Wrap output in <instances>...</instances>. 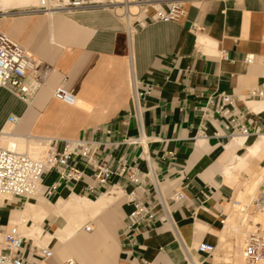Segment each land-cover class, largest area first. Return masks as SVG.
Wrapping results in <instances>:
<instances>
[{
    "label": "crops",
    "instance_id": "crops-1",
    "mask_svg": "<svg viewBox=\"0 0 264 264\" xmlns=\"http://www.w3.org/2000/svg\"><path fill=\"white\" fill-rule=\"evenodd\" d=\"M33 6L0 9V32L41 65L31 81L37 90L30 104L0 91V130L16 115L21 117L13 129L16 137L142 139L144 144L103 148L107 164L114 167L125 156L147 173L146 162L139 160L144 146L164 197L169 200L180 189L187 193V200L173 210L175 233L161 222L153 183L147 179L141 196L157 211L156 222L127 247L123 235L133 207L124 195L134 185L112 176L99 193H91L86 188L98 184L88 171L83 182L63 186L55 203L44 197L30 201L36 211L46 212L47 228L72 196L90 201L108 193L115 196L89 222L91 232L84 225L74 236L48 243L55 253L41 264L71 259L76 264H212L214 256L198 249L204 243L218 247L227 229L238 170L264 163V135H257L264 106L238 101L232 107L252 133L247 140L232 141L225 120L204 118L203 108L211 95H246L264 83V0H185L180 21L145 27L136 25L138 16L129 22L108 10L45 16L31 13ZM222 53L229 60L222 59ZM248 55H255L256 61L247 64ZM134 77L139 93L152 88L140 102V119L132 95ZM60 87L75 97L73 105L55 98ZM200 128L208 135L206 141L196 139ZM55 178L52 173L46 182ZM0 201V210L6 211L2 223L17 226L23 210L14 204L4 207V199Z\"/></svg>",
    "mask_w": 264,
    "mask_h": 264
},
{
    "label": "built area",
    "instance_id": "built-area-1",
    "mask_svg": "<svg viewBox=\"0 0 264 264\" xmlns=\"http://www.w3.org/2000/svg\"><path fill=\"white\" fill-rule=\"evenodd\" d=\"M185 0H37L30 12L52 16L56 14L98 11L104 9L114 10L117 6L124 11H129V6L135 4L139 8L136 24L145 27L154 23L178 22L183 16V3ZM197 30V29H196ZM221 58L229 60L226 53ZM256 61L255 55H248L245 62L252 64ZM40 63L29 54L21 45L14 42L6 34L0 32V88L9 91L19 100L30 104L37 87L33 86L32 80L36 79L40 71ZM132 95L136 116L140 119L139 105L142 98L148 96L151 87L142 93L137 90V80L132 79ZM55 98L64 103L73 105L75 97L63 87L54 93ZM238 101H251L264 106V83L250 89L246 95L237 97L226 93H218L208 97L206 106L203 108L204 118H222L225 120L224 129L226 136L232 141L236 137L249 139L252 135L248 126L236 115L232 107ZM21 123L20 116L9 117L7 124L13 129ZM262 131L257 135L264 134V110L261 120ZM107 134H111L107 131ZM7 136L5 129L0 130V198H4V207L23 206L30 201H36L44 197L53 201L59 190L65 186L81 183L91 171V177L96 180L98 186L86 188L91 193H99L102 187L108 185L112 176L127 178L134 189L125 193L127 203L133 207L132 212L126 218V229L123 235L127 247L136 244L135 238L143 234V229L152 230L156 222L157 211L154 207L146 204L141 196V190L147 179L152 181L156 196L157 207L161 214V222L176 233L173 220V210L187 200L185 189L176 190L170 199H166L154 178L153 168L143 146L139 160L146 162L148 172L144 173L136 166L129 163L125 156L116 160L114 167H110L103 155V148L114 149L119 146H132L144 144L142 139H127L121 142H102L87 139H49L47 144L39 143L44 151L33 157L28 152H22L13 147L4 145L3 139ZM31 142L39 140L30 136L23 137ZM197 140L206 141L208 135L204 129H199ZM55 174L54 181L47 183L50 174ZM264 182V181H263ZM264 192L257 200H251L260 210L263 209ZM234 207L245 213L249 207H241L239 201H235ZM245 209V210H244ZM244 210V211H242ZM225 227V224H224ZM85 231L91 232V223L84 226ZM198 251L211 258L215 255L217 247L211 244H201ZM55 249L49 245H43L42 240L35 243L29 239L19 226L10 223L3 224L0 217V264H41L51 258ZM242 257L245 264H264V228H257L246 233L243 239ZM63 264H76L74 260H68Z\"/></svg>",
    "mask_w": 264,
    "mask_h": 264
},
{
    "label": "bare ground",
    "instance_id": "bare-ground-1",
    "mask_svg": "<svg viewBox=\"0 0 264 264\" xmlns=\"http://www.w3.org/2000/svg\"><path fill=\"white\" fill-rule=\"evenodd\" d=\"M116 1L121 2L122 0H116ZM36 3L37 0H0V9L5 10L6 8L9 7L11 8L15 6L26 7L29 5H35ZM129 7H130L129 11L127 10L124 11L122 8H119L118 6L114 10L112 9H104V10H108L112 12L117 18L121 20H127L130 22V20L132 21L134 18L138 16L139 8L135 4H132ZM6 134L7 136L3 139L4 140L3 143L6 147L11 149H13V147H16V149H18L19 151L28 152L33 157H36L37 156L36 154H39L41 150V146H39V144L36 143L37 140L28 142V140H24L23 137H16L14 133L11 132V130L6 132ZM43 140L47 141L48 139H43ZM68 140H72V139H68ZM256 148L257 147L255 146L254 149ZM254 149L253 152L256 151ZM114 199L115 196L112 193L104 194L101 196V198H99L96 201L79 199L75 196H72L68 199V202L66 203L64 208H62L60 217L57 219L56 223L54 224L48 223L47 228L41 227V224L43 223V221H45L46 212L36 211L35 206L32 203L28 202L23 206V214H22L23 216L21 221L17 224V226H19L22 229L24 234L29 239H32L37 242L40 238L44 237L46 234H49V231L52 228L55 229L57 234H62L66 238H69L74 236L84 226V224H86L87 222L89 223L92 219H94L98 215V213L105 206L109 205ZM261 199L264 200V197H262ZM244 207L245 206H243V208ZM236 211H238V209ZM260 211H262V214L258 216V219L256 221L258 222L257 225H259V227L261 226L264 228V202H263V209ZM241 215L244 218L245 213H242ZM242 235L245 236L246 234H242ZM49 237L51 236L49 235ZM232 263L245 264L244 259L242 257V253L238 252L234 260H232Z\"/></svg>",
    "mask_w": 264,
    "mask_h": 264
},
{
    "label": "rangeland",
    "instance_id": "rangeland-1",
    "mask_svg": "<svg viewBox=\"0 0 264 264\" xmlns=\"http://www.w3.org/2000/svg\"><path fill=\"white\" fill-rule=\"evenodd\" d=\"M0 91L2 93L11 95V97L13 96L16 97L9 91H2V90ZM1 113H2V108L0 105V115ZM6 128L8 129V131L11 130V132L14 133L13 128L9 126L8 124L4 128L5 131L7 130ZM39 139L42 140V142L37 140L38 142L36 141V143L47 144L46 142H44L45 140L43 141L44 138H39ZM50 139H57V138H50ZM43 151H44V147L41 146L40 152L42 153ZM40 152L39 154H36L37 155L36 157H38L41 154ZM243 172H245L246 175L243 174ZM235 179H236L237 189H236L235 197L233 198V201L231 202V205L228 209V218L225 224L227 226V229H224L222 234L220 235V243L214 255V260L211 262L212 264H233L232 260H234L236 254L238 252L240 253L242 252V245H243V239H244V236L242 234L252 232L256 230L257 228H263L261 226L259 227V225H257L258 222L256 221L258 219V216L262 214V211H260V209H258L254 203H251V200L259 199L260 195L264 192V182H263L264 181V163L262 165H258L257 163L252 162L251 166L244 167L241 170H238V177ZM0 199H3V198H0ZM236 200L241 203L240 208H243V206L249 207L248 210L245 212L244 218L241 215L242 214L241 212L236 211L239 208L234 207ZM262 201L264 202V200ZM50 202L55 203L56 200L50 201ZM23 206H19L17 210L18 211L23 210ZM52 210L53 209H50V212H52ZM0 217L2 218V222H4L6 219L5 210H0ZM49 221L54 222L55 220L54 218H51L49 219ZM41 227L44 228L43 223L41 224ZM49 235L52 238L49 237ZM62 240H63L62 234H57L55 229L52 228L49 231V234H46L44 236L42 242H43V245H48V243L57 244Z\"/></svg>",
    "mask_w": 264,
    "mask_h": 264
},
{
    "label": "water",
    "instance_id": "water-1",
    "mask_svg": "<svg viewBox=\"0 0 264 264\" xmlns=\"http://www.w3.org/2000/svg\"><path fill=\"white\" fill-rule=\"evenodd\" d=\"M190 26V24H187L186 27L188 28Z\"/></svg>",
    "mask_w": 264,
    "mask_h": 264
}]
</instances>
